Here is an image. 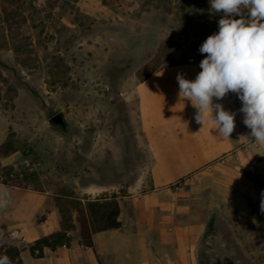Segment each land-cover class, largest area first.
I'll list each match as a JSON object with an SVG mask.
<instances>
[{
	"label": "rangeland",
	"instance_id": "rangeland-1",
	"mask_svg": "<svg viewBox=\"0 0 264 264\" xmlns=\"http://www.w3.org/2000/svg\"><path fill=\"white\" fill-rule=\"evenodd\" d=\"M221 16L209 0H0V255L16 248L20 264L28 253L33 243L21 241L16 225L33 216L39 193L73 197L56 199L62 231L83 206L73 188L96 199L100 189L126 194L140 176L147 183L128 93L135 79L162 66L204 59L199 48L218 32ZM58 113L62 128L49 122ZM18 155L39 158L43 168L20 184L9 177ZM203 183L215 190L216 205L204 196L192 207L189 221L204 228L184 235L186 250L198 264H264V198L254 188ZM45 205L48 211L52 201ZM162 249L153 257L172 255L171 246Z\"/></svg>",
	"mask_w": 264,
	"mask_h": 264
},
{
	"label": "crops",
	"instance_id": "crops-1",
	"mask_svg": "<svg viewBox=\"0 0 264 264\" xmlns=\"http://www.w3.org/2000/svg\"><path fill=\"white\" fill-rule=\"evenodd\" d=\"M199 64L183 61L162 66L135 79L128 93V116L135 145L144 158L142 163L148 165L147 183L140 176L135 188L126 194L121 195L115 187L107 192L100 189L101 197L96 199H90L88 188L81 192L72 189L74 199L83 206L88 201L115 200L120 227L91 233L92 247H88L81 236L74 237L79 231L76 224L75 232L73 228L65 231L67 236L73 235L68 246L45 248L39 258L32 257L29 251L21 253L20 264H198L196 253L186 250L184 235L204 228L201 222L189 221L192 207L201 203L204 196L210 197L209 205H216L215 190L208 189L203 180L240 193L254 188L256 196L264 198V144L249 143L243 138L255 139L243 123L238 95L230 92L222 100L214 99V103H221L225 110L236 114L235 129L229 138L219 137L211 120L206 119L203 127L198 124L197 110L179 96L177 74L194 80L201 71ZM112 161L120 163L115 151ZM241 169L254 173L262 183H252L241 174ZM176 183L180 185L171 189ZM140 188L144 191L137 190ZM223 195L227 197V192ZM57 198L73 197L56 191L37 194L33 216L23 217L16 225L21 241L33 243L61 231ZM46 201H52L48 211ZM37 213L44 215L39 222L33 219ZM168 245L172 255L153 257L152 250H164L162 247Z\"/></svg>",
	"mask_w": 264,
	"mask_h": 264
},
{
	"label": "clouds",
	"instance_id": "clouds-1",
	"mask_svg": "<svg viewBox=\"0 0 264 264\" xmlns=\"http://www.w3.org/2000/svg\"><path fill=\"white\" fill-rule=\"evenodd\" d=\"M213 14L222 13L218 32L209 35L199 52L201 71L194 80L177 74L179 96L197 110L195 120H211L217 135L229 138L235 129V113L221 103L228 93L242 102L240 112L250 136L249 143L264 144V0H209ZM243 10H247V15ZM235 17H240L239 19ZM264 212V199L260 204ZM0 264H11L7 256Z\"/></svg>",
	"mask_w": 264,
	"mask_h": 264
},
{
	"label": "trees",
	"instance_id": "trees-1",
	"mask_svg": "<svg viewBox=\"0 0 264 264\" xmlns=\"http://www.w3.org/2000/svg\"><path fill=\"white\" fill-rule=\"evenodd\" d=\"M240 172L252 183H262V179L256 176L254 173L246 171L244 169H241ZM28 177L33 178L34 174L28 175ZM25 178H27V176ZM22 182L23 180H18L13 183L20 184ZM76 213L80 236L82 239H84V242L82 243L88 247H92V243L90 240L91 233L107 231L120 227V222L117 220L119 209L116 201L113 199L88 201L84 206H81L79 204V207L76 209ZM72 228L73 225L71 224L61 232L52 234L47 237L39 238L38 240L34 241L33 244L29 247V253L32 256L37 253L35 257L39 258L42 257L43 249L45 248L54 250L56 247L68 246L69 237L65 234V231ZM2 256H7L11 261V264H19V250H17L16 248H8L4 250L3 254L0 255V257Z\"/></svg>",
	"mask_w": 264,
	"mask_h": 264
},
{
	"label": "built area",
	"instance_id": "built-area-1",
	"mask_svg": "<svg viewBox=\"0 0 264 264\" xmlns=\"http://www.w3.org/2000/svg\"><path fill=\"white\" fill-rule=\"evenodd\" d=\"M187 63H195V60L190 57L187 59ZM42 169V162L39 158L31 155H18L15 159V163L12 166L9 177L22 180L28 175H38Z\"/></svg>",
	"mask_w": 264,
	"mask_h": 264
},
{
	"label": "water",
	"instance_id": "water-1",
	"mask_svg": "<svg viewBox=\"0 0 264 264\" xmlns=\"http://www.w3.org/2000/svg\"><path fill=\"white\" fill-rule=\"evenodd\" d=\"M50 124L53 126H59V127H64L65 122L61 114H55L52 116L49 120Z\"/></svg>",
	"mask_w": 264,
	"mask_h": 264
}]
</instances>
